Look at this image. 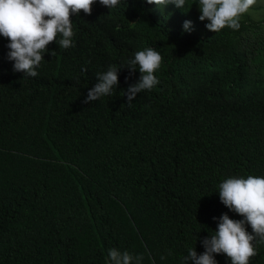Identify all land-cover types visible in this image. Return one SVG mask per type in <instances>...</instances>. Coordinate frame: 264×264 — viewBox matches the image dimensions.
<instances>
[{
  "label": "trees",
  "instance_id": "16d2710c",
  "mask_svg": "<svg viewBox=\"0 0 264 264\" xmlns=\"http://www.w3.org/2000/svg\"><path fill=\"white\" fill-rule=\"evenodd\" d=\"M260 2L239 30L215 33L198 0L111 10L97 0L91 15L70 17L75 46L51 42L36 77L13 71L0 36V264H108L112 248L141 264H182L188 249L204 252L214 217L242 219L218 186L264 176ZM147 47L163 57L160 84L129 105L124 92L141 74L125 64ZM110 65L125 66L118 87L85 104ZM254 243L250 264H264Z\"/></svg>",
  "mask_w": 264,
  "mask_h": 264
},
{
  "label": "clouds",
  "instance_id": "9594fccd",
  "mask_svg": "<svg viewBox=\"0 0 264 264\" xmlns=\"http://www.w3.org/2000/svg\"><path fill=\"white\" fill-rule=\"evenodd\" d=\"M97 0H0V36L9 43L7 58L14 61L13 71L23 72L24 76L36 77L37 69L45 60L49 51L48 45L56 42L60 48L74 47L73 21L71 16L79 15L81 10L91 15L93 5ZM161 8L173 4L183 8L186 0H146ZM102 6L117 7L121 0H99ZM256 0H198L201 15L200 21L207 20L206 28L219 32L228 27L239 30L240 20ZM185 31L192 30V22L186 20ZM55 51L51 52L53 56ZM163 57L153 47H147L134 53V58L126 61L125 66L130 74L138 69L140 78L128 87L124 95L130 105L137 93L152 90L160 84L155 73L161 68ZM122 66V67H125ZM110 65L107 71L98 73V83L89 89L85 104L101 97L111 95L119 84V69ZM126 80L128 77L125 78ZM219 198L229 211L242 219H232L223 213L218 219L217 229L204 238V252L197 254L195 248H190L182 259V264H217L214 254H226L231 264H250V258L258 254L254 242L264 243V176L248 175L232 176L219 184ZM251 227V232L248 231ZM108 264H141L142 255L133 256L128 251L117 248L109 249Z\"/></svg>",
  "mask_w": 264,
  "mask_h": 264
},
{
  "label": "rangeland",
  "instance_id": "374dc122",
  "mask_svg": "<svg viewBox=\"0 0 264 264\" xmlns=\"http://www.w3.org/2000/svg\"><path fill=\"white\" fill-rule=\"evenodd\" d=\"M263 4H264V0H263ZM257 5H262V3L260 2V0H256V4L254 6H257ZM260 13H263V11L257 12L255 15L258 16Z\"/></svg>",
  "mask_w": 264,
  "mask_h": 264
}]
</instances>
